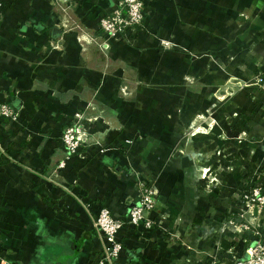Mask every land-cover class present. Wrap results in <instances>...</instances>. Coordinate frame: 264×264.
<instances>
[{
    "label": "crops",
    "instance_id": "obj_1",
    "mask_svg": "<svg viewBox=\"0 0 264 264\" xmlns=\"http://www.w3.org/2000/svg\"><path fill=\"white\" fill-rule=\"evenodd\" d=\"M66 1L2 0L0 101L18 120L0 119V264H95L82 201L126 220L140 182L169 240L142 233L118 264H232L250 240L236 196L264 183V0H142L135 41L107 50L98 21L120 0ZM76 115L87 136L59 170Z\"/></svg>",
    "mask_w": 264,
    "mask_h": 264
},
{
    "label": "built area",
    "instance_id": "obj_2",
    "mask_svg": "<svg viewBox=\"0 0 264 264\" xmlns=\"http://www.w3.org/2000/svg\"><path fill=\"white\" fill-rule=\"evenodd\" d=\"M55 2L63 4L67 1L55 0ZM2 4V0H0V15ZM149 15L150 10L146 8L142 0H120L115 9L102 16L98 21L99 30L104 36L101 48L107 50L111 44L131 45L136 39L138 30L142 28L145 18ZM164 44L168 48H172L168 42H164ZM256 67V74L253 78L254 86L258 90L264 91L263 70L260 64H257ZM0 119L8 122L18 120V113L9 100L0 101ZM75 120L73 124L63 130L61 135L65 156L64 160L58 164L59 170L64 168L66 161L78 154L87 136V131L80 122V115H76ZM126 143L130 144L131 142ZM207 179L209 178L207 177ZM139 187V200L129 209L126 220L115 219L111 214L112 209L108 205H98L89 200L82 201L81 205L89 215L91 226L97 236L98 248L95 264H118L121 252L124 249L136 248L142 233L157 230L163 239L169 240L168 229L162 227L163 217L154 218L152 216L157 207L158 189L146 182H140ZM236 198L240 220L239 225L236 226L237 231L250 235V240L242 257H232V264H264V220L254 218L253 214L247 215L249 211L252 213L255 210L257 215L264 211V183H244ZM233 224L232 220L228 223V225ZM124 228L126 229L125 237L118 239L119 232ZM214 262L216 263V261Z\"/></svg>",
    "mask_w": 264,
    "mask_h": 264
},
{
    "label": "rangeland",
    "instance_id": "obj_3",
    "mask_svg": "<svg viewBox=\"0 0 264 264\" xmlns=\"http://www.w3.org/2000/svg\"><path fill=\"white\" fill-rule=\"evenodd\" d=\"M164 47H163V46ZM161 47L160 48H163L164 50H170V48H168V46H165V44H164V41H162L161 42V45H160ZM230 86L231 85H233L237 90L238 89H240V88H244L245 87V84L240 80V79H238L237 81H233V80H231L230 81ZM255 88H257V87H255ZM228 89V88H227ZM228 92V91H227ZM228 94H232V92L231 93H228ZM219 95H221V96H223L224 95V93L222 92V91H219V92H216V95H215V100L217 101H219L220 99H222Z\"/></svg>",
    "mask_w": 264,
    "mask_h": 264
}]
</instances>
